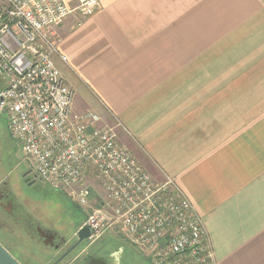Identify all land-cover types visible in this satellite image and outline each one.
I'll list each match as a JSON object with an SVG mask.
<instances>
[{
	"label": "crops",
	"instance_id": "crops-1",
	"mask_svg": "<svg viewBox=\"0 0 264 264\" xmlns=\"http://www.w3.org/2000/svg\"><path fill=\"white\" fill-rule=\"evenodd\" d=\"M73 2L72 0H66ZM57 28L75 111L174 177L216 264H264V0H98Z\"/></svg>",
	"mask_w": 264,
	"mask_h": 264
},
{
	"label": "built area",
	"instance_id": "built-area-1",
	"mask_svg": "<svg viewBox=\"0 0 264 264\" xmlns=\"http://www.w3.org/2000/svg\"><path fill=\"white\" fill-rule=\"evenodd\" d=\"M0 0V117L35 177L82 207L95 239L122 235L151 264H216L200 215L174 177L155 180L118 143L120 121L72 109L73 92L54 57L57 28L76 25L98 0ZM81 226V227H82Z\"/></svg>",
	"mask_w": 264,
	"mask_h": 264
},
{
	"label": "flooded vegetation",
	"instance_id": "flooded-vegetation-1",
	"mask_svg": "<svg viewBox=\"0 0 264 264\" xmlns=\"http://www.w3.org/2000/svg\"><path fill=\"white\" fill-rule=\"evenodd\" d=\"M30 177V172L26 173L22 181L31 183ZM39 202L42 201L22 197L5 177H0V243L9 252L28 254L27 249L18 245L26 239L47 250L52 256L51 264H145L147 257L120 234L121 237H114L106 232L95 239H80L78 230L84 220L68 222L64 227L70 226L68 231L57 227L54 218L43 220L33 209Z\"/></svg>",
	"mask_w": 264,
	"mask_h": 264
},
{
	"label": "rangeland",
	"instance_id": "rangeland-1",
	"mask_svg": "<svg viewBox=\"0 0 264 264\" xmlns=\"http://www.w3.org/2000/svg\"><path fill=\"white\" fill-rule=\"evenodd\" d=\"M113 117L115 116L110 115L109 120H104L108 123H114ZM6 128L5 117L1 116L0 177H5V181L8 182V184L18 192V194L22 195V197L25 196L27 198H30L32 201H36L37 199L39 201H42L38 203L37 207H34L33 205V209H35L39 213L40 217L43 220L49 221V219L54 218L55 225L65 231H68L70 228V226H68V229L67 227L64 228L68 222L69 224L70 222L76 224L80 221L85 220L86 214L82 207L75 205V203L65 194L60 192L58 193V191L51 188L45 182L35 178L30 162L24 157L19 144L10 137ZM120 128H123V130H125L123 126ZM118 143L122 144L119 139ZM122 146L124 145L122 144ZM29 172L31 176V183L25 184L26 182L22 181L23 176ZM106 232L111 236L121 237L117 232L108 230L104 231L103 233ZM127 244L128 243H126V245ZM18 245L28 250V254H23L22 251L17 254L15 250H11L10 253L20 264H51L53 261L50 259L52 256H50L49 253L47 254V250H45L41 246L35 245L29 240L23 239L22 242H18ZM150 261L151 260L149 258H145V264H151Z\"/></svg>",
	"mask_w": 264,
	"mask_h": 264
},
{
	"label": "water",
	"instance_id": "water-1",
	"mask_svg": "<svg viewBox=\"0 0 264 264\" xmlns=\"http://www.w3.org/2000/svg\"><path fill=\"white\" fill-rule=\"evenodd\" d=\"M87 226H82L78 230V236L80 239H85L90 236ZM0 264H20L14 256L0 243Z\"/></svg>",
	"mask_w": 264,
	"mask_h": 264
},
{
	"label": "trees",
	"instance_id": "trees-1",
	"mask_svg": "<svg viewBox=\"0 0 264 264\" xmlns=\"http://www.w3.org/2000/svg\"><path fill=\"white\" fill-rule=\"evenodd\" d=\"M4 87V84L0 81V89Z\"/></svg>",
	"mask_w": 264,
	"mask_h": 264
}]
</instances>
